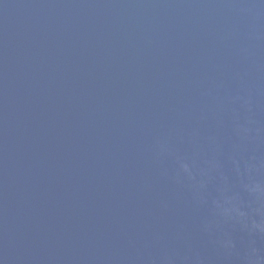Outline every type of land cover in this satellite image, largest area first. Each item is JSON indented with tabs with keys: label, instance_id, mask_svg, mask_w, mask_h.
Returning a JSON list of instances; mask_svg holds the SVG:
<instances>
[{
	"label": "water",
	"instance_id": "1",
	"mask_svg": "<svg viewBox=\"0 0 264 264\" xmlns=\"http://www.w3.org/2000/svg\"><path fill=\"white\" fill-rule=\"evenodd\" d=\"M0 264H264V0H0Z\"/></svg>",
	"mask_w": 264,
	"mask_h": 264
}]
</instances>
